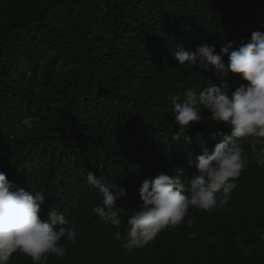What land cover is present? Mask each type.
<instances>
[{"label": "trees", "instance_id": "1", "mask_svg": "<svg viewBox=\"0 0 264 264\" xmlns=\"http://www.w3.org/2000/svg\"><path fill=\"white\" fill-rule=\"evenodd\" d=\"M258 30L264 0H0V172L42 192L41 215L63 212L78 233L75 243L62 239V260L49 254L46 264H264V166L247 142L249 164L223 209L192 207L191 226L166 229L140 249L125 250L113 235L124 225L93 213L101 198L86 179L92 171L123 186L127 216L142 203L143 180L179 169L191 180L189 157L230 129L205 111L206 123L185 134L190 142L172 139L169 96L221 83L179 65L176 46L207 43L219 53ZM224 79L232 91L247 83L231 72ZM9 264L33 262L16 252Z\"/></svg>", "mask_w": 264, "mask_h": 264}, {"label": "clouds", "instance_id": "2", "mask_svg": "<svg viewBox=\"0 0 264 264\" xmlns=\"http://www.w3.org/2000/svg\"><path fill=\"white\" fill-rule=\"evenodd\" d=\"M173 56L181 66L189 65L202 73L212 71L221 77V83L199 91L189 88L183 96H169L176 125L172 139L184 137L190 142L185 134L194 125L206 123L205 111L211 121L223 123L230 132L218 133L222 139L211 151L203 147L195 160L189 157L188 164L195 167L196 175L187 183L181 178L182 169L177 175L161 172L143 180L138 189L142 203L130 216L119 204L121 198L127 199L126 189L103 175L87 173L88 184L98 190L101 198L93 213L104 224L117 229L124 225L123 234L116 231L113 235L128 251L145 247L166 229L182 223L191 226L192 219L185 221V217L192 207L209 212L223 209L235 188L233 181L249 164L246 142L256 163L264 166V31H253L250 40H241L237 47L232 42L223 44L219 53L215 45L207 43L198 45L195 51L178 44ZM229 72L247 83L230 90L224 79ZM23 123L26 128L33 127L30 117ZM44 204L42 192L19 188L0 172V264H9L16 252L30 257L33 264H46L49 254L61 260L65 257L67 244L61 241L66 238L76 242L75 223L69 225L65 214L56 209L44 218Z\"/></svg>", "mask_w": 264, "mask_h": 264}]
</instances>
